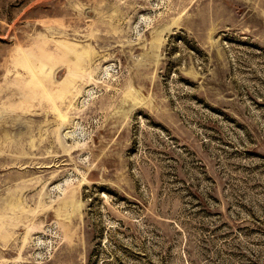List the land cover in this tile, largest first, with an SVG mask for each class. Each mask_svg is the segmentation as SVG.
I'll use <instances>...</instances> for the list:
<instances>
[{
	"label": "rangeland",
	"instance_id": "rangeland-1",
	"mask_svg": "<svg viewBox=\"0 0 264 264\" xmlns=\"http://www.w3.org/2000/svg\"><path fill=\"white\" fill-rule=\"evenodd\" d=\"M0 264H264V0H0Z\"/></svg>",
	"mask_w": 264,
	"mask_h": 264
}]
</instances>
